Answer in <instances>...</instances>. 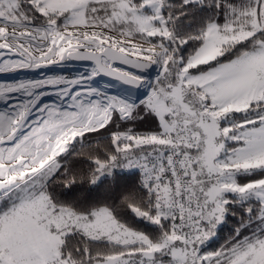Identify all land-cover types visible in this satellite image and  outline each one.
Listing matches in <instances>:
<instances>
[{
  "label": "snow or ice",
  "instance_id": "6c2138e0",
  "mask_svg": "<svg viewBox=\"0 0 264 264\" xmlns=\"http://www.w3.org/2000/svg\"><path fill=\"white\" fill-rule=\"evenodd\" d=\"M73 62L0 83V264H264V0H0V73Z\"/></svg>",
  "mask_w": 264,
  "mask_h": 264
},
{
  "label": "built area",
  "instance_id": "2783aa9c",
  "mask_svg": "<svg viewBox=\"0 0 264 264\" xmlns=\"http://www.w3.org/2000/svg\"><path fill=\"white\" fill-rule=\"evenodd\" d=\"M86 66L87 64H84V63H74L73 62L72 67L67 70L61 67L53 66V67L44 68L41 70H21L16 73H0V81H3L9 77L17 80V79H40L48 75H60V74H63L66 76H72V75L77 74L80 71H83ZM64 71L65 73H63ZM48 91L51 92L50 89ZM46 96L47 97L42 98L43 103L52 104V103L58 102L54 94H50ZM0 108H3L2 104H0Z\"/></svg>",
  "mask_w": 264,
  "mask_h": 264
},
{
  "label": "trees",
  "instance_id": "16d2710c",
  "mask_svg": "<svg viewBox=\"0 0 264 264\" xmlns=\"http://www.w3.org/2000/svg\"><path fill=\"white\" fill-rule=\"evenodd\" d=\"M66 72H68V71H66ZM63 73H65V71ZM14 80H16V79L9 77L3 81H0V83H10V82H13ZM140 127H142V128L143 127H154V125H142ZM233 227H235V225L231 221H229V223L226 225V227L224 228V230L221 234L222 238L218 241V243L216 245H214L215 247H219V245L224 242V239H226L230 235L229 230Z\"/></svg>",
  "mask_w": 264,
  "mask_h": 264
},
{
  "label": "water",
  "instance_id": "95a60500",
  "mask_svg": "<svg viewBox=\"0 0 264 264\" xmlns=\"http://www.w3.org/2000/svg\"><path fill=\"white\" fill-rule=\"evenodd\" d=\"M74 63H84V64H87V62H74ZM105 79H107V78H105ZM101 82H103V81H101Z\"/></svg>",
  "mask_w": 264,
  "mask_h": 264
},
{
  "label": "rangeland",
  "instance_id": "374dc122",
  "mask_svg": "<svg viewBox=\"0 0 264 264\" xmlns=\"http://www.w3.org/2000/svg\"><path fill=\"white\" fill-rule=\"evenodd\" d=\"M115 91H116V90H112V93L114 94V93H115ZM45 97H47V96H44L43 98H45ZM42 100H43V99H42Z\"/></svg>",
  "mask_w": 264,
  "mask_h": 264
}]
</instances>
